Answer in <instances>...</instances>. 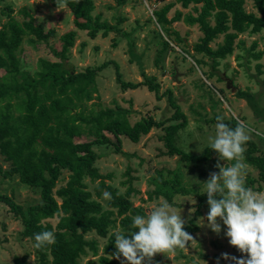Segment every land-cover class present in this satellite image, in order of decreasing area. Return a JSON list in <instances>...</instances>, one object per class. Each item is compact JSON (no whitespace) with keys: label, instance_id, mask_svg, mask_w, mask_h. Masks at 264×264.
Wrapping results in <instances>:
<instances>
[{"label":"trees","instance_id":"trees-1","mask_svg":"<svg viewBox=\"0 0 264 264\" xmlns=\"http://www.w3.org/2000/svg\"><path fill=\"white\" fill-rule=\"evenodd\" d=\"M117 5H124L126 0H114ZM246 0H175L165 3L153 11L157 23L164 33L162 37V52L174 43L182 50H187L180 33L170 25L182 19L186 24H197L203 34L193 45L197 54L194 56L195 64L202 69L207 79L215 73L205 71L203 66L212 64L216 68L220 60L233 52L234 41L240 33H260L264 31V0H251L256 11L245 8ZM178 2L183 8H191L188 13L177 11L168 18V12L174 3ZM73 15L74 26L86 32L91 39L97 36L106 37L112 32H121L120 27L102 20L100 14L93 15L94 0H80L78 4H68ZM7 20L0 27V154L9 168L4 171V177H18L19 182L34 189L39 199L35 204L23 206L17 203L11 195L3 193L0 201L7 205L12 216L22 224L20 234L34 244V234L42 231H53L55 243L42 249L34 248L37 264H81L80 259L91 248L93 253L97 249L92 242L85 239L84 234L94 232L99 237H106L109 229L113 227L111 213L103 208L100 201L93 198L84 180L98 181L94 188L96 197L105 191L112 195L107 200L108 208L114 209L115 214L123 217L121 225L130 231L132 214L141 213L132 207L130 196L137 192L128 179V186L124 193L105 182L109 175H103L95 165L97 153L95 144H111L117 152H121L122 137L132 142H138L142 135L152 128L160 127L163 130L160 136L166 150L163 154L172 156L179 154L183 161L198 163L209 159L216 153L206 146L200 155L183 151L176 143L179 129L187 124L185 114L175 102L171 91H168V102L174 108L169 118L154 119L152 116H142L131 122L129 115L132 110L127 107L94 108L88 105L94 98L97 74L106 68L108 61L95 66H86L83 70L75 71L67 67L66 62L70 48L74 44L76 31L70 30L61 35V48H52L58 60L40 58L38 70L34 73L27 71L25 63L19 57L23 41L36 45L47 43L56 36L55 28L45 30L42 24L35 22L33 15L26 9L20 11V18L14 10L7 6L5 9ZM195 12V14H194ZM222 35V43L213 49L210 43ZM264 38V35H263ZM256 42H253L251 50ZM255 59L264 54V50L250 51ZM160 59V54L155 62ZM116 65V64H115ZM259 72L264 71V61L256 63ZM116 80L122 90L135 89L146 85L149 91L155 93L160 99L159 84L153 78L143 74L144 80L140 82L125 81L117 69ZM218 81L223 80L216 75ZM223 92V89H220ZM238 94L244 96L248 102H253L255 109H259L248 91L239 90ZM260 110V109H259ZM179 119V122L175 120ZM224 123L235 127L238 118L229 117ZM109 132L113 139L105 134ZM258 133V132H257ZM256 133V134H257ZM264 141L263 134H257ZM85 136L86 140L77 141ZM256 143L249 139L244 153L245 161L259 169L258 179L246 177V186L251 187L256 180H264V157L256 155ZM66 170L68 175H62ZM66 177L64 185L57 187L58 182ZM249 187V188H250ZM260 190V186H258ZM180 194L185 190L177 187ZM154 195H164L171 202V193L155 190ZM153 196L149 194V199ZM207 195L200 196V203ZM200 215L198 208L190 218L189 224L184 225L186 232L198 229L196 219ZM55 216L58 220H50ZM110 243L107 252L109 256H99L98 263L93 260L87 264H120V260L112 258L115 248V233L109 236ZM123 259V257H121ZM13 264H28L27 253L14 256Z\"/></svg>","mask_w":264,"mask_h":264},{"label":"rangeland","instance_id":"rangeland-1","mask_svg":"<svg viewBox=\"0 0 264 264\" xmlns=\"http://www.w3.org/2000/svg\"><path fill=\"white\" fill-rule=\"evenodd\" d=\"M172 1L175 0H126L124 5L119 6L114 0H94L93 15L100 14L102 20L117 25L121 32L91 39L85 31L74 26L69 8L56 11L55 0H0V27L8 18L5 9L10 6L17 18L21 16L18 11L26 8L33 15L35 22L42 24L45 30L55 28L56 36L47 43L32 45L26 41L22 42L18 55L31 74L38 70L40 58L58 60L51 49L61 48L62 34L70 30L76 31L74 44L68 53L67 67L80 71L86 66L109 62L108 66L97 74V91L94 98L88 102L91 107H129L132 110L129 115L132 123L148 115L159 120L169 118L174 112L167 99L168 91H171L175 102L187 118L186 126L179 129L176 136V143L183 151L200 155L205 147L209 146V138L215 136L216 118L223 116L228 119L233 116L237 117L238 121L246 122L252 129L250 139L256 143L255 154L264 157V141L256 134L258 132L264 135V71L259 72L256 67V63L264 61V54L255 59L250 53L264 50V31L254 34L249 31L240 33L234 41L232 54L221 59L216 68H212V64L203 66L205 71L215 73L211 79H207L193 59L197 55L193 45L203 35L197 24L188 25L182 19L172 22L170 26L183 37L184 42L180 45L186 43L187 50H182L180 46L172 43L171 48L167 47L159 52L162 49L164 33L153 11ZM245 8L248 11H256L251 0L245 1ZM177 11L185 14L190 12L191 8H183L180 3L175 2L167 17H173ZM222 40L223 36L220 35L210 46L215 49ZM253 42H256V45L251 50ZM158 54L160 59L157 58L155 62ZM117 69L125 81H143V74L153 78L159 84L158 94L161 98L156 99L155 93L149 91L146 85L122 90L116 80ZM2 73L3 69L0 70V74ZM216 75L221 76L223 80L218 81ZM220 89L224 91L221 92ZM239 90L251 93L256 101L255 105L260 110L255 109L253 102L250 103L244 96L239 95ZM162 133L160 127H154L142 135L138 142H132L123 136L121 152H117L111 144H95L93 149L98 156L95 165L101 174L109 175L105 182L117 188L118 192L124 193L128 179L132 178L131 184L137 192L130 196V200L132 207L141 212L132 216L146 215L161 198L166 199L177 211H181L184 225L189 224L194 211L199 209L200 215L195 221L198 229L188 232L195 241L187 245V249L156 254L152 264H204L203 261L207 264H217V261L219 264H234L233 261L224 259L222 254L227 253L230 257L237 258H241L243 254L228 243L226 228L222 225L221 233L216 234L210 228L200 226V218L206 217L209 211L206 198L200 203V196L205 195L203 182L208 180L210 173L219 172L216 167L219 160L217 153L198 163L183 161L179 154L168 156L163 154L166 148L160 138ZM105 134L109 139H113L111 133ZM86 139L83 136L76 140ZM219 163L226 166L230 162ZM245 163L249 166L247 177L258 179L259 169L246 161ZM8 168L9 163L5 162L0 154V195H11L23 206L37 203L39 195L34 189L19 182L18 177H4V171ZM62 175H68V172L64 170ZM63 177L57 187L64 185L67 176ZM84 182L92 192L93 198L100 201L104 209H108L114 221L106 237H99L94 232L84 234L85 239L93 243L97 252L93 253L91 248H87V253L81 257L80 262L87 264V261L93 260L98 263L99 256L111 254L107 252L110 234H127L129 231L121 225L123 217L117 216L114 209L108 208L103 194L95 196L94 188L98 181L91 182L86 178ZM177 187L183 188L185 193L180 194ZM250 188L264 192V180H256ZM155 190L170 192L171 202L162 194L154 195ZM149 194L153 196L152 199H149ZM12 215L8 206L0 201V264H13L14 256L24 253H27L28 264H37L34 244L29 239L22 238V224ZM57 220L58 217L55 216L50 221L55 223ZM204 223L207 224L206 219Z\"/></svg>","mask_w":264,"mask_h":264},{"label":"clouds","instance_id":"clouds-1","mask_svg":"<svg viewBox=\"0 0 264 264\" xmlns=\"http://www.w3.org/2000/svg\"><path fill=\"white\" fill-rule=\"evenodd\" d=\"M69 2L55 0L56 11H65ZM71 2L78 4L80 0ZM216 119V133L209 138V147L218 155L219 172L210 173L208 180L203 182L209 211L206 217L200 218V226L216 234L221 233L222 225L226 228L228 243L243 255L237 258L223 253L224 259L234 264H264V192L246 186L249 166L244 153L252 129L243 121H238L233 128L223 122V116ZM219 161L230 163L221 166ZM103 197L112 199L107 191ZM184 224L181 211L161 198L146 215L132 217L131 230L127 234L115 233L116 251L111 257L120 260V264H152L156 254L187 249L195 240L184 230ZM34 240L33 247L42 249L55 243V234L42 231L34 234Z\"/></svg>","mask_w":264,"mask_h":264}]
</instances>
